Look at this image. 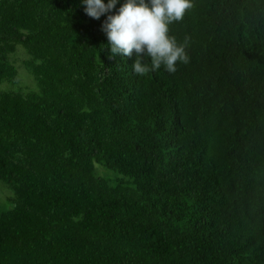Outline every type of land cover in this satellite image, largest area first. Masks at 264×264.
I'll return each mask as SVG.
<instances>
[{
	"label": "trees",
	"instance_id": "trees-1",
	"mask_svg": "<svg viewBox=\"0 0 264 264\" xmlns=\"http://www.w3.org/2000/svg\"><path fill=\"white\" fill-rule=\"evenodd\" d=\"M82 2L0 0V264H264V0H193L145 76L103 30L126 0ZM18 45L36 90L1 86Z\"/></svg>",
	"mask_w": 264,
	"mask_h": 264
},
{
	"label": "clouds",
	"instance_id": "clouds-1",
	"mask_svg": "<svg viewBox=\"0 0 264 264\" xmlns=\"http://www.w3.org/2000/svg\"><path fill=\"white\" fill-rule=\"evenodd\" d=\"M86 14L99 19L115 8L117 0H83ZM194 7L193 0H126L119 12L109 15L103 25L108 37L110 55L124 57L136 55L134 72L145 76L164 65L175 73L177 63H188L187 38L178 44L169 34L170 25L183 20L186 12ZM150 59V64L144 62Z\"/></svg>",
	"mask_w": 264,
	"mask_h": 264
},
{
	"label": "rangeland",
	"instance_id": "rangeland-1",
	"mask_svg": "<svg viewBox=\"0 0 264 264\" xmlns=\"http://www.w3.org/2000/svg\"><path fill=\"white\" fill-rule=\"evenodd\" d=\"M27 54L28 53L25 50V48L22 45H18V51L13 56V60L15 61L16 65L19 68V72H20L19 83L12 86L9 84H4L1 85L2 87L8 86L14 89L21 88L24 90L38 89V83L36 82V80L31 75H29L26 69L22 66V61L27 58ZM10 195H11V191L0 183V208L2 207L5 208L7 206L6 202Z\"/></svg>",
	"mask_w": 264,
	"mask_h": 264
}]
</instances>
